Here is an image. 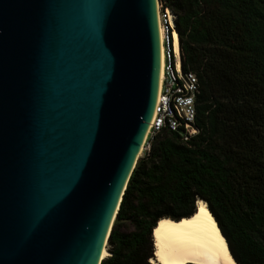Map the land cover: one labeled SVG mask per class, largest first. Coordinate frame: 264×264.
I'll return each mask as SVG.
<instances>
[{"label": "water", "instance_id": "95a60500", "mask_svg": "<svg viewBox=\"0 0 264 264\" xmlns=\"http://www.w3.org/2000/svg\"><path fill=\"white\" fill-rule=\"evenodd\" d=\"M159 0H0V264H101L156 115Z\"/></svg>", "mask_w": 264, "mask_h": 264}, {"label": "trees", "instance_id": "16d2710c", "mask_svg": "<svg viewBox=\"0 0 264 264\" xmlns=\"http://www.w3.org/2000/svg\"><path fill=\"white\" fill-rule=\"evenodd\" d=\"M184 73L198 80L199 133L152 140L129 178L101 264H152L157 223L206 203L236 264H264V0H159ZM128 224L131 232H122Z\"/></svg>", "mask_w": 264, "mask_h": 264}, {"label": "built area", "instance_id": "2783aa9c", "mask_svg": "<svg viewBox=\"0 0 264 264\" xmlns=\"http://www.w3.org/2000/svg\"><path fill=\"white\" fill-rule=\"evenodd\" d=\"M158 7L162 80L157 112L143 142L140 157L150 152L153 138L163 132L179 135L183 143L199 133L195 126L198 80L193 73L182 71L181 45L178 35L175 37L174 16L162 3L158 2Z\"/></svg>", "mask_w": 264, "mask_h": 264}, {"label": "bare ground", "instance_id": "6f19581e", "mask_svg": "<svg viewBox=\"0 0 264 264\" xmlns=\"http://www.w3.org/2000/svg\"><path fill=\"white\" fill-rule=\"evenodd\" d=\"M175 37H177L176 33H175ZM161 80H162V59H161ZM201 204L206 206V211L211 215V213L207 208L206 203L199 200L197 202L196 212L193 216L189 218H183L179 221H174L169 218H164L157 223L152 233V239L154 245V256L151 260L152 264H229V261L224 257L223 253L219 252L217 249L218 238H214L215 234L211 228L210 223L208 222L207 218L200 212ZM198 216L200 217V220L196 221V218ZM184 221H196V223L193 225H185L182 229H178L176 226L182 225ZM162 225L163 227H161ZM158 229L161 232V241L164 245L163 248V255L165 257L164 259H161L158 255H156L157 252L161 251V248L158 246V241L156 238V231ZM184 248H195L205 254L200 256L190 257L186 251L182 250ZM229 255H231L230 252ZM108 256L109 254L104 248L102 252V258L105 259ZM232 260L234 264H236L233 258Z\"/></svg>", "mask_w": 264, "mask_h": 264}, {"label": "snow or ice", "instance_id": "6c2138e0", "mask_svg": "<svg viewBox=\"0 0 264 264\" xmlns=\"http://www.w3.org/2000/svg\"><path fill=\"white\" fill-rule=\"evenodd\" d=\"M200 212L207 218L208 222L211 225L212 230L214 231L215 237L214 238H218L217 239V249L219 252H222L224 257L229 261V264H234L231 255H229L228 252V247L226 242L224 241L223 237L220 235L219 229L216 226V222L215 220L212 218V216L206 211V206L201 204L200 207ZM200 220V217L198 216L196 218V221ZM196 221H184L182 225L176 226L178 229H182L185 225H193L196 223ZM167 223V222H165ZM163 227V225L161 226ZM156 238L158 241V246L161 248L160 252H157L156 255H158L161 259H164V255H163V248L164 245L161 241V232L158 229L156 231ZM183 239V238H181ZM183 251H186L188 253V255L190 257H194V256H200V255H204L205 253L195 249V248H184L182 249Z\"/></svg>", "mask_w": 264, "mask_h": 264}, {"label": "rangeland", "instance_id": "374dc122", "mask_svg": "<svg viewBox=\"0 0 264 264\" xmlns=\"http://www.w3.org/2000/svg\"><path fill=\"white\" fill-rule=\"evenodd\" d=\"M132 231V228L128 225V224H125L123 225L122 227V232L124 233H127V232H131ZM106 251H107V247H106ZM108 252V251H107ZM109 254V253H108ZM109 257V256H108Z\"/></svg>", "mask_w": 264, "mask_h": 264}]
</instances>
